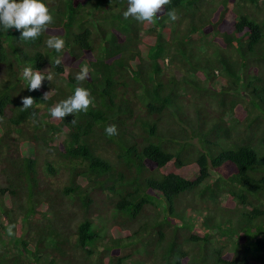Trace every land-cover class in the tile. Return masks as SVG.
I'll list each match as a JSON object with an SVG mask.
<instances>
[{
	"label": "trees",
	"instance_id": "16d2710c",
	"mask_svg": "<svg viewBox=\"0 0 264 264\" xmlns=\"http://www.w3.org/2000/svg\"><path fill=\"white\" fill-rule=\"evenodd\" d=\"M42 2L53 32L0 25V264H264V1L171 0L154 24L127 0ZM26 66L54 78L29 91ZM77 86L94 106L52 118Z\"/></svg>",
	"mask_w": 264,
	"mask_h": 264
},
{
	"label": "clouds",
	"instance_id": "9594fccd",
	"mask_svg": "<svg viewBox=\"0 0 264 264\" xmlns=\"http://www.w3.org/2000/svg\"><path fill=\"white\" fill-rule=\"evenodd\" d=\"M127 10L123 12L124 19L132 18L140 23L154 24L160 13H163L165 6L171 4V0H127ZM171 21L179 19L174 10L167 12ZM55 23V18L42 0H0V25L5 30L15 28L21 32V40H36L44 32L49 30V25ZM66 41L59 35H50L46 40V46L49 49H54L57 53L64 52ZM63 63L61 58L55 60L56 66ZM44 72V71H43ZM42 71L26 66L21 71V76L28 82L29 91L39 90L43 82L47 79L52 81L54 76L49 73L47 76ZM86 79H89V67L87 65L81 67L76 73L75 80L77 84H82ZM50 92L44 94V99H47ZM94 98L90 90L77 86L74 94L67 99L61 100L50 109V115L56 120H64L68 115L76 113H87L90 106H94ZM23 107L21 110H27L33 107L35 100L31 96H26L21 99ZM35 115V113H33ZM75 119L72 124H75ZM108 136L118 135L116 125H109L105 128ZM16 226L9 224L6 226L9 236L15 235L13 229Z\"/></svg>",
	"mask_w": 264,
	"mask_h": 264
},
{
	"label": "rangeland",
	"instance_id": "374dc122",
	"mask_svg": "<svg viewBox=\"0 0 264 264\" xmlns=\"http://www.w3.org/2000/svg\"><path fill=\"white\" fill-rule=\"evenodd\" d=\"M258 1V3L259 4H262V2L264 1V0H257ZM50 33L51 32H53V31H51V30H48ZM57 31V30H56ZM60 31L61 30H59L58 32L60 33ZM140 35H143V33H140ZM211 35H212V33L211 32H208L207 34H203V36H202V39L200 40V42H204L205 40H208L210 37H211ZM138 49H139V53H140V56H142V57H144V54H145V47H143V46H141V45H138ZM53 58L55 57V55L54 56H52ZM166 62H167V60L166 59H164L163 60V62L162 63H164V65L166 64ZM72 64H74L73 62H71ZM173 72L175 73V74H177V71H176V69H174L173 70ZM217 75H219L218 73H217ZM1 76H3V73H2V71L0 70V77ZM221 77V76H220ZM212 86L213 87H218V82H216V80L214 79V81L212 82ZM256 150H257V152H262V148L260 147V146H257V148H255ZM48 157H50V158H52V156H48ZM45 158H47V156L45 157ZM51 178V177H50ZM60 178L61 179H63L64 178V174H62V176H60ZM59 182H61V180L59 179ZM224 202H225V196H222L221 197V199H220V205L221 206H223V205H226V204H224ZM202 213H204V211H202ZM192 219H193V221H194V227H195V229H200L201 227H202V225H201V219L200 218H193L192 217ZM1 233H0V237H1ZM214 239H215V244H216V248H218L220 245H222L223 243H225V242H227L228 243V247H229V250H231L232 249V245L234 244L232 241H228L227 240V238L225 237V236H223V235H218L217 233L214 235ZM134 256V255H133ZM130 262V261H129ZM130 264V263H129Z\"/></svg>",
	"mask_w": 264,
	"mask_h": 264
}]
</instances>
